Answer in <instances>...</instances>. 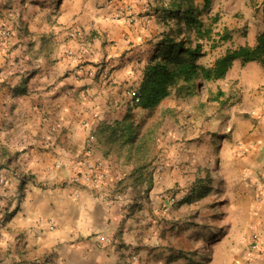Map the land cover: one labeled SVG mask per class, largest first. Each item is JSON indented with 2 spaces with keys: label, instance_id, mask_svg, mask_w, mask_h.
<instances>
[{
  "label": "crops",
  "instance_id": "obj_1",
  "mask_svg": "<svg viewBox=\"0 0 264 264\" xmlns=\"http://www.w3.org/2000/svg\"><path fill=\"white\" fill-rule=\"evenodd\" d=\"M40 5L0 0L9 31L0 39V176L15 186L3 199L0 264H187L186 257L201 256L205 264H264V68L234 61L223 79L203 83L191 104L173 96L160 104L162 127L171 125L150 145L163 166L152 169L147 189L144 173L135 171L143 158L115 124L137 112L124 83L140 78L149 48L133 28L110 20L100 0ZM244 23L242 36L229 33L224 51L254 46L264 15L250 13ZM71 31L80 36L71 39ZM68 49L83 51L81 59L71 60ZM203 52L196 63L204 66L219 56ZM109 58L115 69L104 76L100 62ZM89 134L91 160H102L111 175L93 188L72 182ZM204 161L220 168L202 174ZM217 172L231 178L235 202L228 204L239 217L211 233L194 196L200 179ZM118 188L123 200L111 205ZM175 193L188 201L163 212ZM254 231L259 247L247 262Z\"/></svg>",
  "mask_w": 264,
  "mask_h": 264
},
{
  "label": "rangeland",
  "instance_id": "obj_2",
  "mask_svg": "<svg viewBox=\"0 0 264 264\" xmlns=\"http://www.w3.org/2000/svg\"><path fill=\"white\" fill-rule=\"evenodd\" d=\"M40 7H43L45 4L51 2V4L59 3L60 0H39ZM180 3L181 14L184 10L187 9V6L195 8L198 12V18L203 22V25L210 27L212 30L211 38L217 40L215 33H222L223 29H227L228 33H238L239 36L243 35L244 27L246 23L244 21L249 18V14H261L264 15V0H209L207 7L204 6L203 0H100V7L106 8L110 16V20H115L119 22L118 24H123L128 26V28H133L136 33L139 35L136 41L140 44L147 45L149 48L148 56H151L156 49L157 43L163 38V34L172 33L174 36L177 32V28L180 25L181 32L178 36H175L177 40L187 39V46H194L195 42L193 39L192 31H188L183 24V20L179 21V14L175 13V10H171L172 3ZM0 22L4 24L2 17H0ZM179 22V25H178ZM222 24H226V27H222ZM178 42V41H176ZM133 42H131L132 44ZM227 42L219 45L214 50H210L209 46L211 42L201 41L202 47L208 48L211 57H216L221 55L224 51V45ZM127 50L125 49V52ZM214 52V53H213ZM206 53V52H205ZM113 59L105 60L100 62V73L107 72L108 74L114 70L115 64L111 63ZM236 63L241 65L240 60H236ZM138 68V67H136ZM135 67H132V70L135 71ZM136 80L130 79L128 82H125V91L132 90ZM201 89V88H200ZM191 99L186 100V104H191ZM134 105H132L133 107ZM189 106V105H188ZM137 112L135 114L136 122H141L145 120L144 124L141 127V134L152 130L153 132V142H157L159 138L166 137L167 126L162 127V120L165 116L161 114L160 109H157L151 117L146 118V112L139 109H135ZM166 121L174 122V116H167ZM173 124V123H172ZM160 127L161 130H160ZM170 128V127H169ZM150 160L149 165L150 170L154 169L158 172H161L162 161L158 155L151 156L149 155ZM161 166V169L159 167ZM216 167L218 170L219 161H204L202 162V167L200 172L208 176V171ZM230 183L231 178H226L223 174L221 175L217 172L215 177H202L200 179V187H202L199 193H196L194 199H196L200 204L197 212L200 213L202 217L210 218L211 230L210 232H216L222 228L224 220L230 218L233 222L236 220L238 214L233 209L229 208V202L234 203V197H230ZM177 191V190H175ZM202 192V193H201ZM186 196L184 197V200ZM193 199V197H192ZM183 200V201H184ZM195 210H190V214H186L189 218L193 216L191 212ZM195 213L194 215H196ZM230 222V221H229ZM234 228V227H233ZM233 234L235 231L233 230ZM203 245V242L200 243ZM185 260H188L187 264H205L207 257L201 256L195 258V261L192 258L186 257Z\"/></svg>",
  "mask_w": 264,
  "mask_h": 264
},
{
  "label": "trees",
  "instance_id": "obj_3",
  "mask_svg": "<svg viewBox=\"0 0 264 264\" xmlns=\"http://www.w3.org/2000/svg\"><path fill=\"white\" fill-rule=\"evenodd\" d=\"M186 2L188 0H185ZM204 6L207 7L209 0H203ZM171 10L176 14L181 11L180 3H172ZM198 12L195 8L187 6V9L179 14V21L188 31H192L194 46H187V39L177 40L181 32L179 27L177 32L165 33L163 38L157 43L156 49L148 57L146 64L141 70L140 78L133 85L138 101L134 103L131 100V110L139 109L146 112V118L151 117L159 109L160 104L169 96H173L180 101L190 100L198 94L203 83L215 82L223 79L232 64L240 60L242 64L257 62L264 68V30L259 32L255 37L254 46H239L234 49H226L221 55L216 57L209 66L196 63V60L206 55L203 52L201 41L211 42L209 48L214 50L219 45L230 40V34L227 29L222 33H215L217 40L211 38L212 30L210 27L203 25L198 18ZM178 41V42H176ZM222 94L218 91L217 96ZM132 105H134L132 107ZM163 114V113H161ZM132 122L135 125H132ZM145 120L136 122L135 114L126 115L121 122L116 123L117 129L121 136H126L125 143L133 147L135 151L143 158L142 164L138 170L144 173L143 180L146 182L147 189L151 184V170L148 161L150 145L153 144V132L141 134L140 130ZM115 134L111 130V137ZM145 158V160H144ZM139 178V177H138ZM184 201H188L185 199Z\"/></svg>",
  "mask_w": 264,
  "mask_h": 264
},
{
  "label": "built area",
  "instance_id": "obj_4",
  "mask_svg": "<svg viewBox=\"0 0 264 264\" xmlns=\"http://www.w3.org/2000/svg\"><path fill=\"white\" fill-rule=\"evenodd\" d=\"M9 35V31L7 30V26L0 22V39H5ZM69 36L71 39H77L78 36H80L79 31H71L69 33ZM2 43V42H1ZM66 54L69 58L73 61H79L83 55V51H75V50H66ZM89 74H95L97 71L94 69H91L88 71ZM104 76H108L109 74L107 72H102ZM126 95L128 98H130L134 103L138 101L137 94L135 90H128L126 92ZM252 114H255V112H252ZM95 142L94 136L89 134L86 139V147L84 150L83 155L81 156L78 165L80 168V172L76 174L72 178V182L75 184H84L90 188H93L95 186L100 185L102 182H106L111 178L110 172L107 169V166H105V163L102 160H91V153H92V144ZM61 166L60 162H56L54 164L55 168H59ZM161 169V166L159 167ZM15 186L14 183L7 179L4 176H0V225H2L5 222L6 219V211L7 208L3 204V199L8 194H11L14 192ZM184 195L180 193H175L168 195L166 197V202L163 206H161V209L163 212H167L168 209L171 206L177 205L178 203L182 202L184 200ZM123 200V193L122 190L119 188L116 189L113 200L110 202L112 205L113 202H121ZM252 231V229H251ZM251 242L249 248L244 252V259L249 262L252 258V254L255 250L259 247V236L254 231L251 232ZM98 240L103 243L110 244L111 241L106 239L104 236H99ZM136 257H133V260H135Z\"/></svg>",
  "mask_w": 264,
  "mask_h": 264
}]
</instances>
